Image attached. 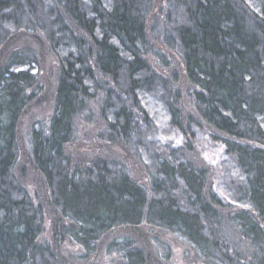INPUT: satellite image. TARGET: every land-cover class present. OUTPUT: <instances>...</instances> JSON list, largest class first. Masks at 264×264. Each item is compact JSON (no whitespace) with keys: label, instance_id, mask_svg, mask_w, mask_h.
Instances as JSON below:
<instances>
[{"label":"trees","instance_id":"1","mask_svg":"<svg viewBox=\"0 0 264 264\" xmlns=\"http://www.w3.org/2000/svg\"><path fill=\"white\" fill-rule=\"evenodd\" d=\"M165 234L264 264V0H0V264H170Z\"/></svg>","mask_w":264,"mask_h":264},{"label":"rangeland","instance_id":"2","mask_svg":"<svg viewBox=\"0 0 264 264\" xmlns=\"http://www.w3.org/2000/svg\"><path fill=\"white\" fill-rule=\"evenodd\" d=\"M48 70L47 67L46 71H43V74L50 75ZM50 112L51 108L49 105L33 107L26 115L24 125H28L34 118L47 116ZM157 137L164 141L173 140L179 142L182 140V137L177 135L170 126H161ZM198 148L203 159L212 168V183L214 188L221 192L227 200L236 203L230 194V189L237 179V173L232 159L225 154L224 147L213 141L208 133L199 131ZM164 241L168 242L172 247L170 264H203L197 258L195 259L193 252L187 244L176 240L171 234H165Z\"/></svg>","mask_w":264,"mask_h":264}]
</instances>
